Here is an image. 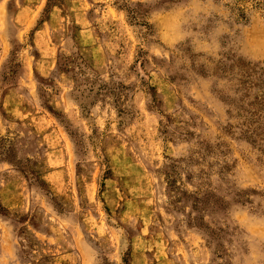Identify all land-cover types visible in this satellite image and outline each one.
Masks as SVG:
<instances>
[{"label": "rangeland", "instance_id": "obj_1", "mask_svg": "<svg viewBox=\"0 0 264 264\" xmlns=\"http://www.w3.org/2000/svg\"><path fill=\"white\" fill-rule=\"evenodd\" d=\"M0 0V264H264V0Z\"/></svg>", "mask_w": 264, "mask_h": 264}, {"label": "trees", "instance_id": "obj_2", "mask_svg": "<svg viewBox=\"0 0 264 264\" xmlns=\"http://www.w3.org/2000/svg\"><path fill=\"white\" fill-rule=\"evenodd\" d=\"M263 0H261L260 2H257V5H262Z\"/></svg>", "mask_w": 264, "mask_h": 264}]
</instances>
